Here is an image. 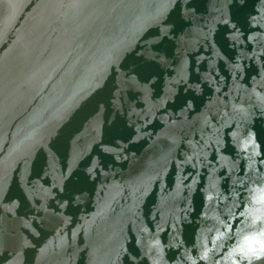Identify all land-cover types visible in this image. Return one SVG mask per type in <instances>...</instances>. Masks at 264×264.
Returning <instances> with one entry per match:
<instances>
[{
  "label": "water",
  "instance_id": "1",
  "mask_svg": "<svg viewBox=\"0 0 264 264\" xmlns=\"http://www.w3.org/2000/svg\"><path fill=\"white\" fill-rule=\"evenodd\" d=\"M259 198L264 0H93L21 264H248Z\"/></svg>",
  "mask_w": 264,
  "mask_h": 264
},
{
  "label": "snow or ice",
  "instance_id": "2",
  "mask_svg": "<svg viewBox=\"0 0 264 264\" xmlns=\"http://www.w3.org/2000/svg\"><path fill=\"white\" fill-rule=\"evenodd\" d=\"M257 203H264V198H259ZM264 230L260 232V236L245 237L244 242L234 250L241 260H247L248 264L254 261L264 260Z\"/></svg>",
  "mask_w": 264,
  "mask_h": 264
}]
</instances>
